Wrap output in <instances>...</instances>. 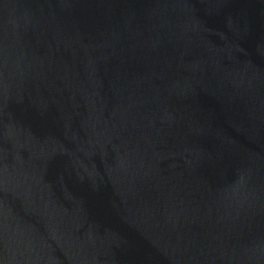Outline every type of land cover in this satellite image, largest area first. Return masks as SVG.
I'll return each instance as SVG.
<instances>
[{
	"label": "water",
	"instance_id": "water-1",
	"mask_svg": "<svg viewBox=\"0 0 264 264\" xmlns=\"http://www.w3.org/2000/svg\"><path fill=\"white\" fill-rule=\"evenodd\" d=\"M0 264H264V0H0Z\"/></svg>",
	"mask_w": 264,
	"mask_h": 264
}]
</instances>
